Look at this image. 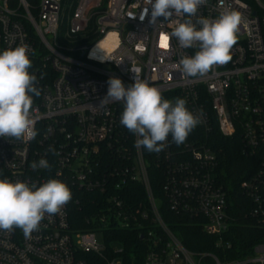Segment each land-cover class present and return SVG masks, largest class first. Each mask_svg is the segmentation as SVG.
Instances as JSON below:
<instances>
[{"label": "built area", "instance_id": "1", "mask_svg": "<svg viewBox=\"0 0 264 264\" xmlns=\"http://www.w3.org/2000/svg\"><path fill=\"white\" fill-rule=\"evenodd\" d=\"M145 7L149 13L141 20ZM222 7L243 19L231 61L203 77H186L174 65L197 49L180 48L172 37L165 46L162 39L182 18L153 24L145 0H0V51L26 44L32 62L48 69L36 73L40 95L33 98L32 115L38 134L31 140L0 137V179L39 186L54 178L83 198L99 193L105 199L94 229L73 230L67 203L60 213L46 214L30 238L19 228L0 230V264H90L85 254L124 264L123 243L113 240L121 245L115 250L96 240L112 230L143 238V264H264V242L250 256L228 260L236 219L216 153L196 130L180 145L169 137L162 151L149 152L135 147L138 137L120 123L124 102L101 104L110 78L127 88L134 83L132 70H139L164 98L186 99L200 118L195 129L239 136L244 154L261 156L241 191L251 205L248 216L264 227V0H224L223 6L208 0L197 15L216 18ZM41 158L49 168L30 167ZM151 170L161 172L160 190L171 211L189 215L217 239L220 257L189 251L165 224ZM132 184L141 187L146 204L130 203Z\"/></svg>", "mask_w": 264, "mask_h": 264}, {"label": "clouds", "instance_id": "2", "mask_svg": "<svg viewBox=\"0 0 264 264\" xmlns=\"http://www.w3.org/2000/svg\"><path fill=\"white\" fill-rule=\"evenodd\" d=\"M208 0H145L150 5L151 23L158 18L178 20L172 31L165 34L164 44L175 38L180 48L197 49L192 56L184 55L174 65L186 77H203L217 66L231 61V51L238 43L243 22L239 11L224 8L216 18L198 16L202 5ZM223 6L224 0H219ZM149 13L145 7L141 20ZM195 18V19H194ZM32 60L29 46L21 44L0 51V137L15 140H31L37 136L33 118V94L40 95L36 87L37 77L31 73ZM124 86L119 78L108 80V91L101 102L123 101L120 123L138 139L135 147L159 153L167 146L168 138L180 145L200 123V118L186 107V99L172 100L163 97L159 88L139 78ZM31 168H49L46 159L33 162ZM72 198L70 188L58 179H48L39 186L24 181L12 182L0 179V230H22L25 238L38 230L45 215L61 212Z\"/></svg>", "mask_w": 264, "mask_h": 264}, {"label": "trees", "instance_id": "3", "mask_svg": "<svg viewBox=\"0 0 264 264\" xmlns=\"http://www.w3.org/2000/svg\"><path fill=\"white\" fill-rule=\"evenodd\" d=\"M29 71L38 76L48 72L40 60L32 62ZM35 99V95L33 94ZM196 130V136L206 140L216 153L219 161L218 175L229 192L230 212L236 219V224L229 234V242L232 247L229 250L228 260H238L250 256L253 248L264 242V227L259 226L249 214L251 205L249 200L241 191V184L250 179L259 168L261 156H248L243 153L241 138H223L217 130L206 135L201 130ZM157 176V177H156ZM151 179L155 189L158 190L159 211L165 224L182 241L183 245L192 252L216 254L220 252L215 245L217 239L208 236L195 219L189 215L176 214L169 208L168 202L160 190L161 172L151 170ZM130 203L134 206L146 204L144 192L137 184L131 185ZM105 202L104 197L99 193H91L84 196L83 193L74 191L68 202L70 208V222L73 230L83 231L96 228L95 220L100 214H95L99 207ZM108 241L117 240L123 243L124 264H143V252L145 245L141 242L136 231H110L106 234ZM108 256L110 254L108 252ZM84 258L90 264H107L103 257L93 254H85Z\"/></svg>", "mask_w": 264, "mask_h": 264}, {"label": "rangeland", "instance_id": "4", "mask_svg": "<svg viewBox=\"0 0 264 264\" xmlns=\"http://www.w3.org/2000/svg\"><path fill=\"white\" fill-rule=\"evenodd\" d=\"M96 240H97V242L100 245H103V244H105L107 242V244L112 243L110 245H112L115 250H120L121 249V245L113 243L112 240L111 241H108L105 233H99V234H97Z\"/></svg>", "mask_w": 264, "mask_h": 264}, {"label": "snow or ice", "instance_id": "5", "mask_svg": "<svg viewBox=\"0 0 264 264\" xmlns=\"http://www.w3.org/2000/svg\"><path fill=\"white\" fill-rule=\"evenodd\" d=\"M163 40L165 39V37L162 38ZM166 46V45H165Z\"/></svg>", "mask_w": 264, "mask_h": 264}, {"label": "water", "instance_id": "6", "mask_svg": "<svg viewBox=\"0 0 264 264\" xmlns=\"http://www.w3.org/2000/svg\"><path fill=\"white\" fill-rule=\"evenodd\" d=\"M141 240H143V238H141Z\"/></svg>", "mask_w": 264, "mask_h": 264}]
</instances>
